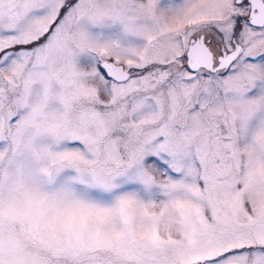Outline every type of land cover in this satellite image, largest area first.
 <instances>
[{"label":"snow or ice","instance_id":"1","mask_svg":"<svg viewBox=\"0 0 264 264\" xmlns=\"http://www.w3.org/2000/svg\"><path fill=\"white\" fill-rule=\"evenodd\" d=\"M0 264H264V0H0Z\"/></svg>","mask_w":264,"mask_h":264}]
</instances>
